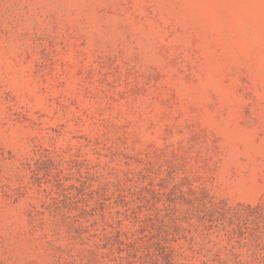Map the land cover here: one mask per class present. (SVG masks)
Returning a JSON list of instances; mask_svg holds the SVG:
<instances>
[{
	"label": "rangeland",
	"instance_id": "obj_1",
	"mask_svg": "<svg viewBox=\"0 0 264 264\" xmlns=\"http://www.w3.org/2000/svg\"><path fill=\"white\" fill-rule=\"evenodd\" d=\"M0 264H264V0H0Z\"/></svg>",
	"mask_w": 264,
	"mask_h": 264
}]
</instances>
